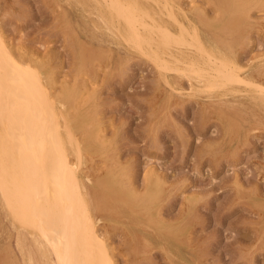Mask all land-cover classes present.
I'll return each instance as SVG.
<instances>
[{
    "label": "rangeland",
    "instance_id": "1",
    "mask_svg": "<svg viewBox=\"0 0 264 264\" xmlns=\"http://www.w3.org/2000/svg\"><path fill=\"white\" fill-rule=\"evenodd\" d=\"M64 1L0 0V31L68 107L84 145L78 172L113 263L264 264V105L249 102L247 91L234 95L242 103H213L224 89L195 90L187 77L162 75L158 63L105 27L98 0ZM145 1L160 15L150 20L158 40L189 43L188 24L173 13L170 21L167 0ZM215 1L177 0L186 10L206 8L196 20L200 33L221 34L250 68L264 65V0H240L228 27ZM0 210V264H28L29 253L36 264H52L54 254L41 252L49 246L38 250L35 233L36 242L32 229L11 219L1 192Z\"/></svg>",
    "mask_w": 264,
    "mask_h": 264
},
{
    "label": "bare ground",
    "instance_id": "2",
    "mask_svg": "<svg viewBox=\"0 0 264 264\" xmlns=\"http://www.w3.org/2000/svg\"><path fill=\"white\" fill-rule=\"evenodd\" d=\"M143 1L98 0L97 9L102 20L100 17L98 19L104 22L106 28L115 30V33L123 37L130 47L139 50L140 53L158 63L161 66L162 75L168 76L171 73L174 77H187L191 87H195V90L199 87L224 89L223 92L217 93V97L214 96L216 100L213 99L215 100L213 103L226 107L233 106L234 103H242V100L236 99L234 95L239 92L246 94L247 91L249 102L264 105V84L262 82L264 65L259 63L256 65V63L255 67L250 68L249 64H243L238 60L237 49L231 42L222 40L221 34L200 33L196 20L202 15V11L206 10L204 6L200 8L195 6L186 10L178 5L177 0H167L168 4L164 3L166 4L164 8L168 10L165 13L170 21L172 15L175 14L188 24L185 30L187 32L182 31V33H188L186 41L189 43L185 44L183 40L179 43H171V41H177L176 37L166 40L161 37L157 39L161 33L157 32L158 35H156L155 30L157 29L154 30L152 22L156 21L154 17L159 14L155 12L156 6L145 1L149 5L147 6ZM239 1H225V4L224 2L220 4L219 0L215 1L216 11L226 17L225 22L222 23L223 27L234 23L237 12L242 9ZM195 2L197 4V1ZM162 9L159 8L160 11ZM163 14L162 12L161 15ZM90 23H92L91 20ZM4 34L0 31V192L8 214L19 226L32 229L27 233L33 231L37 242L33 239V233L29 234L32 237H28L37 243L38 250L43 249L42 245L45 243V246H49L41 252L47 254L50 251L54 254L52 264H103L106 258L114 264L107 244L97 231L93 210L91 211L87 200L89 199L87 198L88 192L84 190L86 185L78 172L84 145L73 130L72 117L64 114L68 107L52 92V89L51 92L47 90L41 79L40 69L17 55L12 42ZM198 38L200 42L195 49V42ZM162 40H165V43ZM243 86L247 89L243 90ZM174 91L176 93V90ZM229 95L231 97L227 98ZM56 102L61 105L62 109L57 108ZM60 116L62 120L65 119V125H61ZM68 149L75 153L73 155L77 157L75 159L78 163L70 160ZM16 240L17 238L14 240L17 243ZM20 246L22 248V245ZM22 259L20 261L23 263ZM36 263L35 258L29 253L28 264Z\"/></svg>",
    "mask_w": 264,
    "mask_h": 264
},
{
    "label": "snow or ice",
    "instance_id": "3",
    "mask_svg": "<svg viewBox=\"0 0 264 264\" xmlns=\"http://www.w3.org/2000/svg\"><path fill=\"white\" fill-rule=\"evenodd\" d=\"M103 264H111V261L108 260L107 258L103 261Z\"/></svg>",
    "mask_w": 264,
    "mask_h": 264
}]
</instances>
